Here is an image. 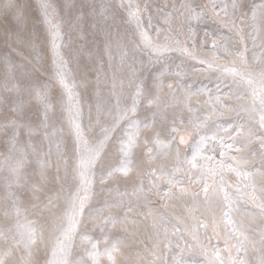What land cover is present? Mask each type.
I'll list each match as a JSON object with an SVG mask.
<instances>
[{
	"label": "snow or ice",
	"instance_id": "snow-or-ice-1",
	"mask_svg": "<svg viewBox=\"0 0 264 264\" xmlns=\"http://www.w3.org/2000/svg\"><path fill=\"white\" fill-rule=\"evenodd\" d=\"M0 37V264H264V0H0Z\"/></svg>",
	"mask_w": 264,
	"mask_h": 264
},
{
	"label": "rangeland",
	"instance_id": "rangeland-1",
	"mask_svg": "<svg viewBox=\"0 0 264 264\" xmlns=\"http://www.w3.org/2000/svg\"><path fill=\"white\" fill-rule=\"evenodd\" d=\"M60 2L62 3V0H60ZM159 2H161L162 3V0H159ZM34 16L38 19V16H39V13L37 12V13H34ZM42 27V26H41ZM13 46H15V45H13ZM4 47H7V45L5 44V42H4V38L3 37H0V48H4ZM10 50V49H9ZM26 51V50H25ZM42 51H43V49H42ZM17 59L18 60H20V58L19 57H17ZM50 53H49V64H50Z\"/></svg>",
	"mask_w": 264,
	"mask_h": 264
},
{
	"label": "bare ground",
	"instance_id": "bare-ground-1",
	"mask_svg": "<svg viewBox=\"0 0 264 264\" xmlns=\"http://www.w3.org/2000/svg\"><path fill=\"white\" fill-rule=\"evenodd\" d=\"M78 2H79V0H78ZM61 6H62V3H61Z\"/></svg>",
	"mask_w": 264,
	"mask_h": 264
}]
</instances>
